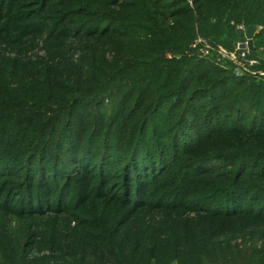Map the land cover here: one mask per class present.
<instances>
[{
    "label": "trees",
    "instance_id": "trees-1",
    "mask_svg": "<svg viewBox=\"0 0 264 264\" xmlns=\"http://www.w3.org/2000/svg\"><path fill=\"white\" fill-rule=\"evenodd\" d=\"M264 0H0V264H264V81L202 56Z\"/></svg>",
    "mask_w": 264,
    "mask_h": 264
},
{
    "label": "built area",
    "instance_id": "built-area-1",
    "mask_svg": "<svg viewBox=\"0 0 264 264\" xmlns=\"http://www.w3.org/2000/svg\"><path fill=\"white\" fill-rule=\"evenodd\" d=\"M261 28L262 26L258 27L257 30ZM243 41L247 43V39ZM243 41L238 42L234 50H230L223 45H213L208 40L198 36L192 45L195 47L198 44H202L200 48V54L202 56H209L213 52L216 53V60L220 66L226 67V62L231 61L234 65L233 69L236 76H257L264 81V69L260 67V60L249 56L251 50L248 47L245 49L240 48V43Z\"/></svg>",
    "mask_w": 264,
    "mask_h": 264
},
{
    "label": "water",
    "instance_id": "water-1",
    "mask_svg": "<svg viewBox=\"0 0 264 264\" xmlns=\"http://www.w3.org/2000/svg\"><path fill=\"white\" fill-rule=\"evenodd\" d=\"M258 27L256 25H249L248 27H239L237 29L238 34L241 36H244L247 39L246 42H241L240 43V48L245 49L249 48L251 51H255L256 47L254 46V38L257 33Z\"/></svg>",
    "mask_w": 264,
    "mask_h": 264
},
{
    "label": "rangeland",
    "instance_id": "rangeland-1",
    "mask_svg": "<svg viewBox=\"0 0 264 264\" xmlns=\"http://www.w3.org/2000/svg\"><path fill=\"white\" fill-rule=\"evenodd\" d=\"M258 54H259L260 56H264V48L258 50Z\"/></svg>",
    "mask_w": 264,
    "mask_h": 264
},
{
    "label": "crops",
    "instance_id": "crops-1",
    "mask_svg": "<svg viewBox=\"0 0 264 264\" xmlns=\"http://www.w3.org/2000/svg\"><path fill=\"white\" fill-rule=\"evenodd\" d=\"M257 32H258V30H257ZM246 39V38H245Z\"/></svg>",
    "mask_w": 264,
    "mask_h": 264
}]
</instances>
